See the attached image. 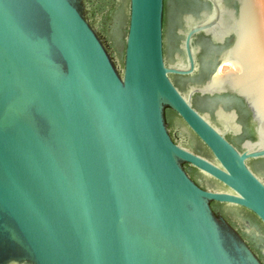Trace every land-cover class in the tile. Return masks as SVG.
<instances>
[{"label": "water", "instance_id": "95a60500", "mask_svg": "<svg viewBox=\"0 0 264 264\" xmlns=\"http://www.w3.org/2000/svg\"><path fill=\"white\" fill-rule=\"evenodd\" d=\"M202 1L0 0V264H264V0ZM200 36L225 64L183 87Z\"/></svg>", "mask_w": 264, "mask_h": 264}, {"label": "flooded vegetation", "instance_id": "af4514ba", "mask_svg": "<svg viewBox=\"0 0 264 264\" xmlns=\"http://www.w3.org/2000/svg\"><path fill=\"white\" fill-rule=\"evenodd\" d=\"M198 4L199 10L196 11L194 17L200 18V12L208 7L207 2L201 0H193ZM205 7V8H204ZM228 40L225 41L227 44ZM200 50L196 52L197 71L189 78L182 77L183 87L192 84L195 87L202 86L209 77L217 72L221 65H224V54L228 50H224L225 46L215 44L210 36H200L196 40V46ZM181 50H175V52ZM184 90V88H183ZM194 106L202 113L208 114L210 120L222 131L226 132L227 139L234 144L238 149L243 150V144L246 140L254 139L256 136V127L252 119L251 112L242 98L228 91L214 92L206 95L195 94L193 96ZM233 113L234 119L232 122L223 124L218 117V114ZM252 169H258L260 177L264 176V158L251 162Z\"/></svg>", "mask_w": 264, "mask_h": 264}]
</instances>
